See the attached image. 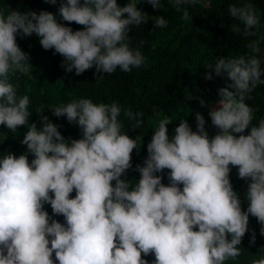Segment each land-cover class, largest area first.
<instances>
[{
  "label": "clouds",
  "instance_id": "obj_1",
  "mask_svg": "<svg viewBox=\"0 0 264 264\" xmlns=\"http://www.w3.org/2000/svg\"><path fill=\"white\" fill-rule=\"evenodd\" d=\"M144 2L163 7L161 0H129L123 7L117 0H63L60 21L83 26L75 31L46 10L0 8V126L13 133L28 126L21 140L27 151L0 154V264H149L144 258L149 255L151 264H226L242 255L250 216L264 235V118L253 123L256 110L246 103L264 85V25L251 0L228 6L235 21L231 31L249 38L248 54L216 57L207 66L205 79H214V73L232 81L218 89L211 106L200 100L209 106L214 136L197 112L195 131L181 119L170 138L172 121L166 116L153 130L148 155L133 169L139 136L123 131L118 101L80 98L49 106L54 116L81 130L79 139H66L43 108L35 110L39 121L29 123V96L18 95L14 81L33 66L17 36H38L45 50L63 57L67 73L79 76L92 68L96 78L117 68L130 73L147 58L129 32L149 21L151 31L168 25L165 16L138 7ZM168 2L185 21L191 18L185 5L206 6L205 0ZM124 116L131 130L142 129L143 112L128 110ZM230 165L247 182L246 211ZM129 169L140 178L129 180ZM166 169L167 185L157 175ZM255 243L253 232L250 244ZM249 264H264V249Z\"/></svg>",
  "mask_w": 264,
  "mask_h": 264
},
{
  "label": "trees",
  "instance_id": "obj_2",
  "mask_svg": "<svg viewBox=\"0 0 264 264\" xmlns=\"http://www.w3.org/2000/svg\"><path fill=\"white\" fill-rule=\"evenodd\" d=\"M63 0H57L55 5L48 0H0V8L7 10L24 11H49L57 14L60 21L58 9ZM243 0H205L206 6L185 5L189 9L190 19H181V13H177L168 0H161L163 7L155 10L144 2L138 5L149 15H163L168 20V25L163 29L151 31L153 22L147 25L134 27L129 32L132 44L140 47L145 55L146 64L140 68H133L130 73L122 72L119 68L115 73L109 75L101 73L103 78H96L95 68L86 70L77 76L75 70L67 73L62 67L63 57L55 54V50H45L40 44V38L33 34L30 37L17 36V43L21 49L30 55V67L27 74H20L14 82L19 84L18 95L29 96V111L32 114L29 123L39 121L40 117L35 113L37 108L44 109L54 123L61 125L60 131L66 139L81 138V130L67 121L66 117H56L48 109L51 105H59L70 102L73 99L88 98L94 103H111L118 101L122 109L120 120L124 123V132L136 139L137 147L132 153L133 169L136 164H142L147 153V144L150 142L154 128L159 120L169 117L171 123L168 125L169 137L174 135V129L181 119H187L193 131L196 130V113L202 114L206 121V130L210 136L217 132L212 126L209 116V106L219 99L218 89L226 87L232 81L225 74L207 80L205 76L211 70L207 68L216 57L247 55L249 38L237 35L231 31L235 23L229 16L228 6L230 3H242ZM260 14L261 24L264 25V0H251ZM119 6L123 7L129 0H117ZM67 26L73 30L83 28L74 22ZM255 29H253L254 31ZM144 44L141 45L140 41ZM264 67V64H262ZM264 78V77H262ZM252 99L246 103L254 108L253 123L264 118V85L258 86L252 93ZM204 99L209 106H203L200 100ZM141 111L144 113V125L142 129L131 130L130 123L125 118L124 112ZM28 126H21L15 133L9 131L5 126H0V154L12 152L19 156L27 151V146L21 144L23 134ZM247 129L245 134H249ZM31 160L32 157L29 156ZM230 180L234 190L237 191L242 201V209L247 210L245 193L247 182L238 177V169L230 165ZM129 169L127 178L129 180L140 178V174ZM163 175V183L168 184L167 173ZM114 183V182H113ZM182 187V186H181ZM75 191L71 197H75ZM49 215H53L50 205H45ZM54 219L64 223L63 216H53ZM261 225L255 217H249V231L242 239L241 247L243 253L235 261H227L226 264H249L253 255H259L264 249V235L260 234ZM255 232L256 243L250 244L252 233ZM151 264L154 255L144 257ZM55 260V254H53ZM55 264H59L55 261Z\"/></svg>",
  "mask_w": 264,
  "mask_h": 264
}]
</instances>
